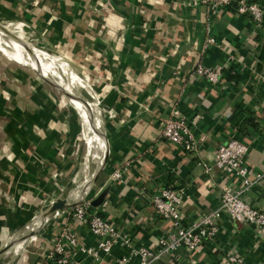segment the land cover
Here are the masks:
<instances>
[{
    "label": "crops",
    "instance_id": "0c3cea01",
    "mask_svg": "<svg viewBox=\"0 0 264 264\" xmlns=\"http://www.w3.org/2000/svg\"><path fill=\"white\" fill-rule=\"evenodd\" d=\"M192 1L0 0V20L23 26L42 48L63 57L90 82L92 110L100 124L106 123L110 144L100 190L109 183L112 187L101 209L136 249L157 250L158 241L170 231L151 205L161 188H188L183 208L187 225L217 208L224 176L215 166V152L238 130L250 147L249 165L264 173V28L232 11L193 8ZM102 3L109 5L107 9L101 8ZM206 18L220 45L204 58L207 67L222 69L223 79L214 87L188 77L196 60L194 51L203 45ZM187 45L191 49L180 56ZM162 56L166 59L150 84L134 87L132 80L142 82L152 59ZM177 65L183 70L178 77L174 76ZM46 87L41 80H31L26 93L14 94L17 97L9 106L0 99L2 115L9 120L0 134V190L5 188L17 206L21 198L38 199L52 174L65 171L79 135L75 111H64ZM171 104L195 124L199 158L158 139V117ZM104 152L105 147L102 160ZM128 164L123 179L113 180L114 172ZM205 166L211 168L210 174ZM244 198L264 211V182ZM2 200L6 210L11 208ZM66 224L63 220L61 226ZM71 229L85 246L97 244L85 226L72 224ZM262 240L250 226L232 224L223 216L214 244L205 245L195 256H165L159 264H226L224 258L231 250L243 257L244 264H264ZM128 256V249L119 244L100 264H119ZM80 262L98 264L84 256ZM126 264H140V258Z\"/></svg>",
    "mask_w": 264,
    "mask_h": 264
},
{
    "label": "built area",
    "instance_id": "2783aa9c",
    "mask_svg": "<svg viewBox=\"0 0 264 264\" xmlns=\"http://www.w3.org/2000/svg\"><path fill=\"white\" fill-rule=\"evenodd\" d=\"M189 5L193 8L205 6L209 12L216 13L232 11L237 16L249 17L256 28H264V4L256 0H193ZM100 6L107 9L109 5L102 3ZM202 26L203 45L194 51L196 60L188 77L199 78L214 87L223 79L222 69L207 67L204 58L212 48H218L220 45L211 34L208 18L202 22ZM230 59L236 61L235 56ZM180 71H183L182 67L177 65L174 76L178 77ZM158 125L160 141L172 144L190 156L200 157L201 142L196 134L195 124L179 110L177 104H171L168 111L158 117ZM242 134L238 130L233 138L220 145L215 152V166L224 176L220 201L215 210L203 214L192 225H187L183 208L188 188L167 186L152 196L151 205L155 214L170 225V231L158 241L157 250L134 248L130 238L120 232L104 214L102 206L98 209L92 208L91 201L98 193L65 212L63 217L67 224L59 228L51 241V246L33 264H83L80 262L81 256L91 258L100 264L105 256L111 255L114 246L119 244L127 248L129 254L128 257L119 259V264H126L136 257L140 258V264H159L165 256L172 259L178 256H195L205 245L215 243L222 230L223 216H226L232 224L250 226L264 239V211L253 207L244 198L250 190L264 182V173L256 172L249 165L250 147L241 138ZM129 166V164L125 165L115 171L112 179L121 181ZM205 169L207 174L212 171L208 166H205ZM72 224L85 226L96 238L97 244L91 247L85 246L77 232L71 229ZM224 262L244 264V259L231 250L226 254Z\"/></svg>",
    "mask_w": 264,
    "mask_h": 264
},
{
    "label": "rangeland",
    "instance_id": "374dc122",
    "mask_svg": "<svg viewBox=\"0 0 264 264\" xmlns=\"http://www.w3.org/2000/svg\"><path fill=\"white\" fill-rule=\"evenodd\" d=\"M10 23L12 25L11 29L14 30L17 35H22L25 41L28 40L26 42H28L30 45L32 44V46L42 49L40 42H38L37 40L38 38H36L32 33L27 31L24 27L18 25L17 23L14 22L13 23L10 22ZM43 49L45 48L43 47ZM20 52L28 56L31 55L26 51H20ZM68 64L73 66L69 62ZM41 68L44 71V73L43 72L42 73L46 78L55 80L62 88H64V90L67 91L66 86L63 83H61L59 79H56L53 76V74L49 73L48 70H46L48 69L47 67L41 66ZM79 73L81 74V72ZM31 80H35V82H37V80L40 79L36 76L33 70L9 60L0 52V99H2L3 97L7 105L9 106L11 100L13 98L16 99L17 97L14 94L20 92L26 93L24 89L27 90ZM46 88L51 91L53 96L57 99V103L59 102V105L61 106L62 109H64V111L65 110L68 111L70 109L75 111V115L78 122V130H79L78 139L74 145V148H72V152L69 158L70 164L67 165L65 171L62 172L61 174L58 173L52 174L49 184L46 185L44 191H42L41 194H39L40 196L38 199L37 197L34 199L29 196L27 198L25 197L24 199L21 198L22 201L17 206L14 198H12L11 195H9V193L7 195L5 194V188H3L4 192L3 190L2 191L0 190V198H1L0 248L4 245V243L9 239L11 235L18 232L26 224L27 221H29L35 215L40 213V211L44 207H49L54 200L63 197L64 194L66 193L65 189L70 184L71 187L67 192L71 195L72 194L76 195L88 171L87 164L89 163L87 160V152L85 150V142L83 139V133L85 132V126H86L84 117L78 112V110L73 105L71 100H67L66 98H64L62 94L53 90L52 88L49 87ZM26 95L27 94H24L23 96ZM100 102L101 104L103 103V101L101 100ZM103 105L105 106L104 103ZM2 113L3 111L0 110V134L2 132V127L4 126V124L9 122V120L8 121L5 120L6 117L4 118ZM103 178L105 179V177ZM104 179H102L100 184L96 186L92 196L94 195V193L98 194L100 192L102 184L105 181ZM2 198L8 202L6 203L8 206L11 205V208L10 207L7 208L8 211L6 210V205L3 202ZM63 216L64 215L58 217L57 221H55V223L51 225V227L48 229L46 233L42 232L40 235L36 236L37 237L36 242H34V244L30 246L27 252L28 254L27 253L24 254L21 264H33V262H37L39 256H41V254L51 246V241L53 240L54 236L57 234L58 228L61 226V223L65 218ZM7 257L8 255L4 258V260L0 264H6Z\"/></svg>",
    "mask_w": 264,
    "mask_h": 264
},
{
    "label": "bare ground",
    "instance_id": "6f19581e",
    "mask_svg": "<svg viewBox=\"0 0 264 264\" xmlns=\"http://www.w3.org/2000/svg\"><path fill=\"white\" fill-rule=\"evenodd\" d=\"M18 38L22 42L27 44L26 41L28 40L25 41L22 35H18ZM27 45L33 53L30 56L20 52L26 51V49L21 44L9 39L0 31V52L9 60L31 70H36L37 63H40L41 66L47 67L48 69L46 70H48L49 73L53 74L56 79H59L61 83L66 86L67 92L72 94L76 98L75 100L71 101L78 112L84 117V120L86 122L83 139L85 142V150L87 152V160L89 163L87 164L88 171L76 195H71L67 192L69 191L71 184L65 189L66 193L64 194V197L69 198V200H76L80 198L82 192L88 187V184L91 182L98 167L101 165L105 147V141L101 137V134L102 132H104L103 125H106V123L101 122L100 124L98 118L95 116V113L92 110V88L87 79L81 76V74L73 66L69 65L68 62H66L60 55L48 49L36 48L34 46H31L32 44ZM42 72L44 73L43 70ZM98 130L101 132L99 134L100 149L99 151H96ZM44 208L42 210H44ZM58 217L60 216L56 215L46 223H42L41 221L37 220L29 225L22 235L25 237V239L19 243L16 242V244L5 254L4 258L8 255V257L6 258L7 263H5L21 264L24 254L28 252L30 246L33 245L37 240L36 236L31 238H28V236H30L32 232H38L39 234H41L42 232L46 233L51 225L55 223V221H57Z\"/></svg>",
    "mask_w": 264,
    "mask_h": 264
},
{
    "label": "water",
    "instance_id": "95a60500",
    "mask_svg": "<svg viewBox=\"0 0 264 264\" xmlns=\"http://www.w3.org/2000/svg\"><path fill=\"white\" fill-rule=\"evenodd\" d=\"M11 24H8L2 20H0V31L5 34L9 39L13 40L16 43L21 44L26 51L29 54H33L32 50L29 48L27 44L22 42L19 38L18 35L14 30L11 29ZM30 45V44H29ZM32 46V45H31ZM191 49V45L185 46L182 51L180 56H183L186 54V52ZM37 63V62H36ZM33 72L36 74V76L47 86L52 88L53 90L59 92L66 98L67 100H75L76 98L68 93L64 88H62L55 80L46 78L43 73H42V68L40 63H37V68L36 70H33ZM103 130L101 137L105 141V152H104V157L102 160L101 165L98 167L95 175L93 176L91 182L88 184V187L82 192L80 198L76 200H69L67 197H61L56 200H54L51 205L44 210H42L40 213L35 215L33 218H31L18 232L15 234L11 235L9 239L4 243V245L0 248V262L4 259L5 254L16 244V242H21L25 239L23 233L25 232V229L34 223L35 221L39 220L42 223H46L49 220H51L54 216L59 215L62 216L65 214L66 211L74 209L77 205L83 203L84 201L88 200L91 198L94 189L96 186L101 182L102 178L104 177L106 173V169L108 166V161H109V156H110V144H109V139L108 135L106 132V125H103ZM112 184H107L100 192L99 194L92 199L91 201V206L94 209L100 208L106 201V198L108 197L110 191H111ZM95 194V193H94ZM93 197V196H92ZM40 235L38 232H32L28 238L35 237ZM157 264V263H153Z\"/></svg>",
    "mask_w": 264,
    "mask_h": 264
},
{
    "label": "trees",
    "instance_id": "16d2710c",
    "mask_svg": "<svg viewBox=\"0 0 264 264\" xmlns=\"http://www.w3.org/2000/svg\"><path fill=\"white\" fill-rule=\"evenodd\" d=\"M169 14H171V13H169ZM170 17L168 18V20L170 19ZM166 34H167V32H166ZM165 59H166V56H164V57L162 56V58L160 60H156V59L153 58L152 62L149 65V67L146 69V71L144 73V76H143V78L141 80L142 82H138V81H135V79H133L132 80L133 86L139 89V88H142V87H144L146 85H149L150 82L155 77L156 68H158L160 66V64L162 63L161 60L164 61Z\"/></svg>",
    "mask_w": 264,
    "mask_h": 264
}]
</instances>
